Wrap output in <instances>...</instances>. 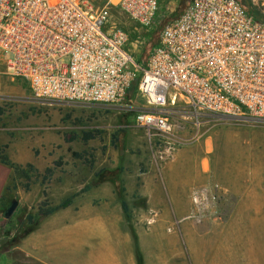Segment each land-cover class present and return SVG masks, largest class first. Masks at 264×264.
<instances>
[{
    "label": "rangeland",
    "instance_id": "374dc122",
    "mask_svg": "<svg viewBox=\"0 0 264 264\" xmlns=\"http://www.w3.org/2000/svg\"><path fill=\"white\" fill-rule=\"evenodd\" d=\"M238 1L264 15V0ZM187 2L163 1L148 27L118 8L111 9V22L144 62L162 27ZM182 136L192 142L169 156L120 107L37 100L24 81L0 72V172L6 174L0 183V264H35L17 247L19 236L42 219L40 205L56 207L98 184L101 175L107 178L101 183L126 199L125 222L148 209L139 185L166 183L172 202L161 224L166 264H264V123L208 117L198 135L187 126ZM131 198L140 205H131Z\"/></svg>",
    "mask_w": 264,
    "mask_h": 264
},
{
    "label": "built area",
    "instance_id": "2783aa9c",
    "mask_svg": "<svg viewBox=\"0 0 264 264\" xmlns=\"http://www.w3.org/2000/svg\"><path fill=\"white\" fill-rule=\"evenodd\" d=\"M103 1L0 0L1 74L37 100L120 107L169 156L192 142L185 127L198 135L205 118L264 123V20L239 1L188 0L144 62L111 9L148 27L173 0Z\"/></svg>",
    "mask_w": 264,
    "mask_h": 264
},
{
    "label": "crops",
    "instance_id": "0c3cea01",
    "mask_svg": "<svg viewBox=\"0 0 264 264\" xmlns=\"http://www.w3.org/2000/svg\"><path fill=\"white\" fill-rule=\"evenodd\" d=\"M5 175L0 172V183ZM137 189L148 209L132 216V221H124L126 199L111 184L98 183L37 222L17 249L35 264H138V256L141 264H166L161 224L166 222V205H172L166 199V183L148 180ZM145 222L149 224L144 226Z\"/></svg>",
    "mask_w": 264,
    "mask_h": 264
},
{
    "label": "trees",
    "instance_id": "16d2710c",
    "mask_svg": "<svg viewBox=\"0 0 264 264\" xmlns=\"http://www.w3.org/2000/svg\"><path fill=\"white\" fill-rule=\"evenodd\" d=\"M238 1V0H237ZM240 2V1H239ZM186 6V5H185ZM245 7V6H244ZM248 8V11L251 13V14H253L257 19H259V20H264V15H260L258 12H256L255 10H252V8L250 7V4H249V6H247ZM185 8V7H184ZM183 8V9H184ZM136 85H137V82L136 83H134L133 85H132V87L130 88V90L128 91V96L129 97H131L132 96V94L136 91ZM101 175V174H100ZM99 175V176H100ZM105 176V175H104ZM104 176H100L99 178H98V182L99 183H101V182H103V181H105V180H107V178L106 177H104ZM71 199L72 198H69V199H67V200H65V201H63L61 204H59L58 206H56V207H53V208H47V209H44L43 208V206L44 205H46V202H43L41 205H40V207H39V209H38V216L39 217H41V218H44V217H46V216H48V215H50V214H52V213H54L55 211H57V210H59V209H62V208H65V207H67L69 204H70V202H71ZM123 209L125 210V206L123 205ZM31 219V218H30ZM35 227V226H34ZM34 227L32 226V227H30V228H28L25 232H23V234H21L20 236H19V241H20V239H22L26 234H28V233H30L33 229H34ZM138 264H141V258L138 256Z\"/></svg>",
    "mask_w": 264,
    "mask_h": 264
},
{
    "label": "water",
    "instance_id": "95a60500",
    "mask_svg": "<svg viewBox=\"0 0 264 264\" xmlns=\"http://www.w3.org/2000/svg\"><path fill=\"white\" fill-rule=\"evenodd\" d=\"M247 3V5L249 6V3L248 2H246ZM17 202L16 201H14V202H12V204L10 205V207L8 208V210H7V212H6V216L7 217H9V216H11L12 215V213L14 212V210H15V208L17 207Z\"/></svg>",
    "mask_w": 264,
    "mask_h": 264
},
{
    "label": "bare ground",
    "instance_id": "6f19581e",
    "mask_svg": "<svg viewBox=\"0 0 264 264\" xmlns=\"http://www.w3.org/2000/svg\"><path fill=\"white\" fill-rule=\"evenodd\" d=\"M227 147V146H226ZM230 163V162H229ZM2 176L4 177V174H2Z\"/></svg>",
    "mask_w": 264,
    "mask_h": 264
}]
</instances>
